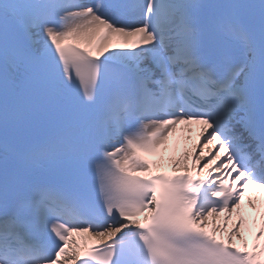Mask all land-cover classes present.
Here are the masks:
<instances>
[{
    "label": "snow or ice",
    "instance_id": "1",
    "mask_svg": "<svg viewBox=\"0 0 264 264\" xmlns=\"http://www.w3.org/2000/svg\"><path fill=\"white\" fill-rule=\"evenodd\" d=\"M180 124L200 126L206 175L142 155ZM250 186L264 0H0V264H264V201L252 250L239 214ZM74 233L107 242L81 253Z\"/></svg>",
    "mask_w": 264,
    "mask_h": 264
},
{
    "label": "bare ground",
    "instance_id": "2",
    "mask_svg": "<svg viewBox=\"0 0 264 264\" xmlns=\"http://www.w3.org/2000/svg\"><path fill=\"white\" fill-rule=\"evenodd\" d=\"M109 47H114L117 44L123 43V40L118 37H110L108 41H105ZM96 50L95 48L93 49ZM179 129H175L171 132L170 136L167 139L166 147H161V155L158 158L157 164L153 166L152 171L156 170H164L167 172H173L179 169H184L182 166H177L173 164V161L179 160L183 161L185 154L188 155V164L189 169L188 171H196L197 173H202L204 175L207 174L208 169L197 170L196 168H192L191 165L193 163V159L191 153L194 150V146L197 144L198 139V130L199 128L195 127H186ZM191 129V130H190ZM170 139L174 140V142H170ZM159 165V166H157ZM185 170V169H184ZM250 200L256 201L258 204L261 201H264V193H258L254 188L251 186L249 187L248 192L245 194L244 200L242 201L241 210H239V214L241 217L246 221V228L244 229V236L247 240L249 250H252L253 243L255 241V237L253 233L256 231L259 225V212L254 209L250 203ZM264 210V209H262ZM225 214H221L223 217ZM237 218V214H233L232 221L229 222V227L232 226V222L235 221ZM211 221V217L209 218ZM255 221V224L253 223ZM251 227L252 231H247V228ZM208 230L211 232L212 225L211 223L208 226ZM214 234L221 239H225L227 241V232L221 231L217 229ZM77 242L81 244H85V237H87V243L99 241L97 237H91L90 234H80L77 233L75 236ZM235 243L237 246L242 245V241L240 239H235ZM74 246V245H72Z\"/></svg>",
    "mask_w": 264,
    "mask_h": 264
}]
</instances>
